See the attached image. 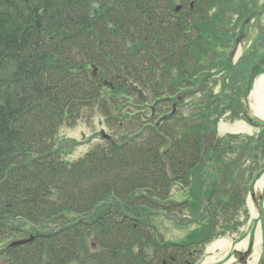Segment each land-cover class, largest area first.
Wrapping results in <instances>:
<instances>
[{
    "label": "trees",
    "instance_id": "1",
    "mask_svg": "<svg viewBox=\"0 0 264 264\" xmlns=\"http://www.w3.org/2000/svg\"><path fill=\"white\" fill-rule=\"evenodd\" d=\"M90 1L0 0V245L19 220L49 230L7 249L3 264H186L196 249L165 245L145 214L167 208L171 183L187 185L200 174L199 129L143 128L141 114L133 113L131 124L114 125L118 137L107 151L93 152L72 171L53 153V133L105 99L104 79L116 89L123 77L149 86L164 64L171 82L154 94L196 83L206 49L231 41L215 30L229 27L227 17L209 12L220 5L242 13L243 0H107L93 18ZM171 69L178 78L170 79ZM224 156L219 142L210 157ZM216 186L210 202L229 225L242 186L228 202L219 197L227 190Z\"/></svg>",
    "mask_w": 264,
    "mask_h": 264
},
{
    "label": "rangeland",
    "instance_id": "2",
    "mask_svg": "<svg viewBox=\"0 0 264 264\" xmlns=\"http://www.w3.org/2000/svg\"><path fill=\"white\" fill-rule=\"evenodd\" d=\"M250 110L254 117L260 121H264V77L257 81L255 88L252 92V97L250 98ZM256 128H253L246 122H239L235 124L222 123L219 127V136H224L226 134H247L251 135L256 132ZM245 132V133H244ZM81 129L79 128L74 136L80 137ZM255 216H253L254 218ZM247 228V227H246ZM245 228V229H246ZM209 251V249H208ZM223 251L220 253H213L212 256L207 257L204 260V264L217 263L223 260L221 257Z\"/></svg>",
    "mask_w": 264,
    "mask_h": 264
}]
</instances>
